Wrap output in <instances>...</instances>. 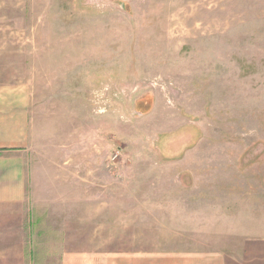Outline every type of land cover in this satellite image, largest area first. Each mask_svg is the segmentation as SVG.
Here are the masks:
<instances>
[{"label":"rangeland","instance_id":"obj_1","mask_svg":"<svg viewBox=\"0 0 264 264\" xmlns=\"http://www.w3.org/2000/svg\"><path fill=\"white\" fill-rule=\"evenodd\" d=\"M3 83L31 89L33 158L0 264H264V0H0Z\"/></svg>","mask_w":264,"mask_h":264},{"label":"crops","instance_id":"obj_2","mask_svg":"<svg viewBox=\"0 0 264 264\" xmlns=\"http://www.w3.org/2000/svg\"><path fill=\"white\" fill-rule=\"evenodd\" d=\"M31 99V89L26 84H0V209L29 204L33 158ZM61 230L68 239L78 238L79 223H65ZM85 254L90 255L86 257ZM147 254L142 251L131 255L119 252L109 256V261L115 257L118 262L105 263L107 256L97 260L94 251L83 253L79 246L67 247L66 244L59 264H247L244 261L233 262L230 256L220 252L174 251L158 257Z\"/></svg>","mask_w":264,"mask_h":264}]
</instances>
